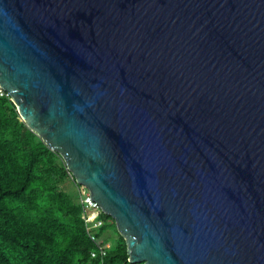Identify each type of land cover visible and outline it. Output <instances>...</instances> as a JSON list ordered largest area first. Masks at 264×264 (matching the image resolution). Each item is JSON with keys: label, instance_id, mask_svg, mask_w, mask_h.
Returning <instances> with one entry per match:
<instances>
[{"label": "water", "instance_id": "water-1", "mask_svg": "<svg viewBox=\"0 0 264 264\" xmlns=\"http://www.w3.org/2000/svg\"><path fill=\"white\" fill-rule=\"evenodd\" d=\"M0 89L129 264H264V0H0Z\"/></svg>", "mask_w": 264, "mask_h": 264}, {"label": "trees", "instance_id": "trees-1", "mask_svg": "<svg viewBox=\"0 0 264 264\" xmlns=\"http://www.w3.org/2000/svg\"><path fill=\"white\" fill-rule=\"evenodd\" d=\"M69 175L0 96V264H129L113 219L99 213L100 226L87 232L80 202L86 189ZM91 237L104 238L102 256Z\"/></svg>", "mask_w": 264, "mask_h": 264}, {"label": "built area", "instance_id": "built-area-1", "mask_svg": "<svg viewBox=\"0 0 264 264\" xmlns=\"http://www.w3.org/2000/svg\"><path fill=\"white\" fill-rule=\"evenodd\" d=\"M5 95H7L4 91H2ZM0 96H2V94H0ZM83 199V198H82ZM84 202L80 199L81 204L83 205V212H82V218L86 224V230L87 232H91V230L98 228L100 226V222H96L95 219L96 217L99 215V213H102V211L100 210V208L90 199V197L88 196L86 199H83ZM87 201V202H86ZM89 205H91V207H95L97 208V213H95L94 217H92V219L88 220L89 216L88 215V208ZM96 223H98V225H95ZM92 225V226H91ZM90 227V228H89ZM91 240L94 241V238L91 237ZM95 242V241H94ZM100 241H96L95 244L97 246V249L100 253V255L102 256L103 253V249L102 247L99 245ZM92 256L94 257V255L92 254Z\"/></svg>", "mask_w": 264, "mask_h": 264}, {"label": "rangeland", "instance_id": "rangeland-1", "mask_svg": "<svg viewBox=\"0 0 264 264\" xmlns=\"http://www.w3.org/2000/svg\"><path fill=\"white\" fill-rule=\"evenodd\" d=\"M1 94L2 95H4V96H8V95H5L3 92H1ZM69 178L72 180V176L71 175H69ZM89 196V194H88V192H87V190L86 191H84V190H82V192H81V200L84 202V200L83 199H86L87 197ZM83 198V199H82ZM87 202V201H86ZM98 211H97V208H95V207H91V205H89V208H88V215H90L89 216V218H88V220H90V219H92V217H94V215H95V213H97ZM95 225H98V223H96ZM92 226V225H91ZM90 228V227H89ZM96 229V228H95ZM102 240H104V238L103 237H101L100 239H99V241H102Z\"/></svg>", "mask_w": 264, "mask_h": 264}]
</instances>
